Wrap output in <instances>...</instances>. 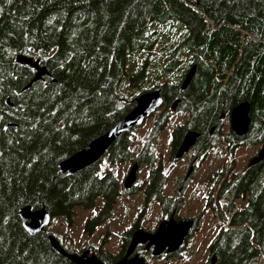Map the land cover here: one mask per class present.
Masks as SVG:
<instances>
[{"label": "trees", "instance_id": "obj_1", "mask_svg": "<svg viewBox=\"0 0 264 264\" xmlns=\"http://www.w3.org/2000/svg\"><path fill=\"white\" fill-rule=\"evenodd\" d=\"M17 55L38 60L50 76L22 90L35 70L17 62ZM155 86L162 104L138 145L131 129L92 165L71 174L60 170L61 161L111 128ZM243 101L250 124L236 136L224 129L225 118ZM169 126L167 166L156 145ZM190 130L199 133L194 158L223 142L231 154L263 143L264 0H0V264H73L52 248L49 235L69 253L89 249L115 264L132 231L143 228L142 211L121 231L116 251H109L77 247L67 233L48 228L29 233L20 210L44 208L51 220L71 226L75 208H94L100 198L84 223L87 236L111 217L120 195L140 193L141 210L158 203L159 222L177 217L186 182L175 195L165 189ZM127 161L148 170L147 180L129 189L117 172ZM208 204L227 224L215 230L208 259L257 264L264 257V159L238 170L232 162L217 172ZM136 252L152 257L140 246Z\"/></svg>", "mask_w": 264, "mask_h": 264}, {"label": "rangeland", "instance_id": "obj_2", "mask_svg": "<svg viewBox=\"0 0 264 264\" xmlns=\"http://www.w3.org/2000/svg\"><path fill=\"white\" fill-rule=\"evenodd\" d=\"M154 115L147 118L140 126L133 128L135 144L138 145L144 136L146 130L153 120ZM175 122L178 118L174 119ZM226 127L229 128V119L225 118ZM170 126L161 133V138L156 145L157 154L161 162L167 164L168 154V138L170 136ZM259 145L239 146L235 156L239 158L233 161L234 158L226 151L225 145L222 144L219 148H212L207 151L206 156L196 161V169H193L186 179V190L184 192V204L179 209L178 216L181 218L193 217L195 214H202L199 229L188 236L186 246L181 250V258L171 257L168 259L152 260V264H208L209 246L215 235L214 228L220 224L213 209L206 205V200L209 191L213 187L215 174L221 169H227L234 162V170H238L248 164L250 158L258 153ZM194 151H191V154ZM192 158L190 153L185 154L180 160L174 162L172 169L168 170L169 181L167 183L165 193L174 195L175 187L187 176L188 170L191 168ZM130 169V163L127 161L117 166V172L120 182L127 176ZM148 178V170L144 166H138L136 172V180L134 185L141 184ZM216 192L212 195L215 198ZM101 199L98 198L96 205L91 209L75 208L73 224L67 225L61 218L51 220L48 230L58 233H67L74 241L77 247L91 245L94 247L102 246L103 249L116 251L120 242V233L125 229H129L132 222L143 212L139 218V224L145 230L153 231L160 219V205L153 204L151 207L142 208V199L140 193L133 195H120L113 209L111 217L102 225L97 227L95 232L90 236L83 233V226L88 217L96 212L100 205ZM243 203L237 201L238 207ZM162 222V220H161ZM109 232V233H108ZM108 233V234H107ZM105 238V239H104ZM147 257V255H146Z\"/></svg>", "mask_w": 264, "mask_h": 264}, {"label": "water", "instance_id": "obj_3", "mask_svg": "<svg viewBox=\"0 0 264 264\" xmlns=\"http://www.w3.org/2000/svg\"><path fill=\"white\" fill-rule=\"evenodd\" d=\"M16 61L25 63L35 70L33 78L22 90L27 89L31 83L41 79L42 76H50L47 68L41 66L39 61L32 57L17 55ZM194 68L195 67H192L186 74L181 89L187 86L194 73ZM161 104L162 96L160 86H155L141 93L136 97L134 107L124 117L117 121L107 131L91 140L85 148L76 151L74 154L61 161L59 163L60 170L67 171L71 174L92 165L104 155L108 147L118 136L141 125L146 118L161 107ZM249 112L250 106L247 101H243L232 108L229 117L230 127L237 136L244 135L248 130L250 124ZM198 136L199 133L197 131H188L176 150L175 159L181 158L182 155L193 146ZM262 159H264V142L258 153L251 158L249 164L254 165ZM136 170L137 164L133 163L123 181L124 188L128 189L133 185L136 180ZM19 215L23 227L29 233L45 230L51 222V216L44 208L33 209L31 206H26L20 210ZM193 223L194 220L192 219H182L177 223L173 217H171L168 221L163 220L160 222L158 227L152 232H148L143 228H137L130 236V242L124 256L115 264H146L142 257L134 253L138 245H146V250L151 248V253L154 257L161 256L163 252L169 254L182 249ZM49 242L58 254L65 257L73 264H105L98 259L94 253L89 254L88 250L83 251L80 255L65 251L53 235H49ZM210 264H214V257H211Z\"/></svg>", "mask_w": 264, "mask_h": 264}, {"label": "flooded vegetation", "instance_id": "obj_4", "mask_svg": "<svg viewBox=\"0 0 264 264\" xmlns=\"http://www.w3.org/2000/svg\"><path fill=\"white\" fill-rule=\"evenodd\" d=\"M192 148H194V147H192ZM145 246L146 245H140L141 251H145L146 250ZM135 253H136V251H135ZM136 254H138V253H136Z\"/></svg>", "mask_w": 264, "mask_h": 264}]
</instances>
